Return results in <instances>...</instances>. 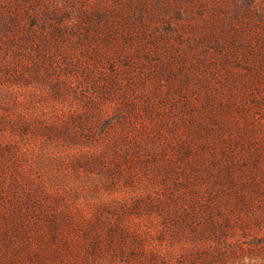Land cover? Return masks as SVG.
<instances>
[{"label": "rangeland", "instance_id": "1", "mask_svg": "<svg viewBox=\"0 0 264 264\" xmlns=\"http://www.w3.org/2000/svg\"><path fill=\"white\" fill-rule=\"evenodd\" d=\"M0 264H264V0H0Z\"/></svg>", "mask_w": 264, "mask_h": 264}]
</instances>
